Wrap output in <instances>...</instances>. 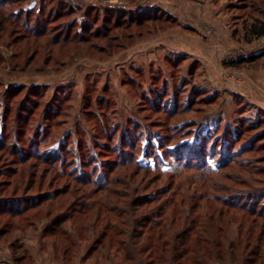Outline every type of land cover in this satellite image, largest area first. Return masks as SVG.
<instances>
[{"label":"rangeland","instance_id":"rangeland-1","mask_svg":"<svg viewBox=\"0 0 264 264\" xmlns=\"http://www.w3.org/2000/svg\"><path fill=\"white\" fill-rule=\"evenodd\" d=\"M177 1L0 0V264H264V2Z\"/></svg>","mask_w":264,"mask_h":264},{"label":"trees","instance_id":"trees-1","mask_svg":"<svg viewBox=\"0 0 264 264\" xmlns=\"http://www.w3.org/2000/svg\"><path fill=\"white\" fill-rule=\"evenodd\" d=\"M263 2H264V0H263ZM2 3V2H1ZM154 9H156V7H148V8H143L142 10H139L138 12H137V14H138V16L137 17H135V15H133V14H131L130 16H129V18L128 19H130L131 21H134V20H136V22L137 23H142V22H145L146 20H151V19H156V18H158V17H160V14H153L152 12H150V11H153ZM147 11V12H146ZM134 13H136V12H134ZM125 19H118L117 20V23H118V26L124 21ZM247 28H246V31H247V33L248 34H250L251 35V38H254V37H262V36H264V20H259V18H257V19H254V20H252L251 21V23L250 24H248L247 26H246ZM251 38L249 39V40H251ZM254 58H256V57H254ZM251 59H253V58H251ZM145 202H147V201H142L140 204H144ZM139 203H137V204H139ZM131 214V212H128L127 213V215H130ZM146 217V216H145ZM129 218L131 219V217L129 216ZM148 219V218H147ZM161 222L162 221H155V224H157V225H159V224H161ZM154 227H150V229L152 230ZM187 230H185V231H183L182 232V235H185L186 236V232ZM153 232L154 231H152L151 233H149V235L150 234H153ZM148 238H149V236H148ZM147 238V239H148ZM185 239H187V238H185ZM185 239H181V241H180V245L182 244V245H185V243H186V240ZM180 245H178V246H180ZM153 253V252H152Z\"/></svg>","mask_w":264,"mask_h":264},{"label":"crops","instance_id":"crops-1","mask_svg":"<svg viewBox=\"0 0 264 264\" xmlns=\"http://www.w3.org/2000/svg\"><path fill=\"white\" fill-rule=\"evenodd\" d=\"M197 1V3L198 4H200V7H201V12L199 13V15L200 16H202V17H207L208 16V13H211V12H213V10L211 9L210 11H209V5L207 4L206 6V8L205 7H203V6H201L203 3L202 2H204V0H179V1H177L178 2V8L179 9H181V8H185V9H190V8H193V7H197V6H195V2ZM223 0H210V4H219V3H216V2H222ZM197 4V5H198ZM212 5H210V6H212ZM147 6H149V7H160V6H162L161 4H158V3H151V4H148ZM162 8H164L163 6H162ZM161 8V9H162ZM209 11V12H208ZM222 12L223 13H225L226 12V10L225 9H222ZM209 20V22H211L212 24L213 23H216L217 21H218V19L216 18L215 20L214 19H208ZM217 25V24H216ZM188 27V26H187Z\"/></svg>","mask_w":264,"mask_h":264}]
</instances>
